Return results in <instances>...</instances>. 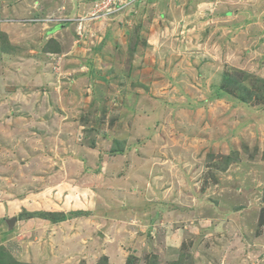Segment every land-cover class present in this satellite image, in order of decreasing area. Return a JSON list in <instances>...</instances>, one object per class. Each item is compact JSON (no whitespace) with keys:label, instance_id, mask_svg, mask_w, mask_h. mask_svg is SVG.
Returning a JSON list of instances; mask_svg holds the SVG:
<instances>
[{"label":"rangeland","instance_id":"1","mask_svg":"<svg viewBox=\"0 0 264 264\" xmlns=\"http://www.w3.org/2000/svg\"><path fill=\"white\" fill-rule=\"evenodd\" d=\"M45 1L0 0V264H264V0Z\"/></svg>","mask_w":264,"mask_h":264},{"label":"crops","instance_id":"2","mask_svg":"<svg viewBox=\"0 0 264 264\" xmlns=\"http://www.w3.org/2000/svg\"><path fill=\"white\" fill-rule=\"evenodd\" d=\"M92 1V0H91ZM160 1H162V2H166L167 4H171V3H176V0H158V2H160ZM89 2V0H47V1H45V3H42L41 4V6H42V8H43V6H44V8L48 11V10H50V11H48L46 14L47 15H53V13L54 12H59V14H67L68 16H67V18L69 17V15H76V13H78L79 14V12L82 10V9H85V7H86V5H88L87 3ZM211 2V1H210ZM211 3H214V5H215V8L214 9H217V7H219L220 5L222 6L223 4H221L219 1H217V0H212V2ZM91 4V3H90ZM19 5V4H18ZM17 5V7L16 8H14L13 10H12V12H14V13H16V15H18V14H21L22 13V11L23 12H25V7H26V5H25V3H24V5L22 4H20L19 6ZM35 6H40L39 4L37 5V4H35ZM90 6V5H89ZM205 6H206V3H205ZM164 9L166 8V6L163 4V6H162ZM172 8V7H171ZM174 8V7H173ZM221 8V7H220ZM32 9H34V6H31L30 8H29V11H32ZM214 9H211V11L212 10H214ZM171 10V9H170ZM173 10V9H172ZM61 23H65V21H63V22H61ZM61 23H56L55 24V27H57L56 28V30L58 29V27H60V25H61ZM106 25V24H105ZM102 26H103V28H104V23L102 24ZM1 29V28H0ZM106 29H107V27H106ZM129 30V26H127V27H125V29L123 30V34H124V36H129L128 34H129V32H127ZM105 33H107V31L105 30ZM51 35V36H50ZM58 33L57 34H55V37H53L54 38V41H55V43L57 44V41H60V47H63L62 45H67V43H61L62 42V39H60V38H57L58 36ZM52 37V34H51V32H50V34H49V39L47 40V41H51V38ZM105 37H106V41L108 42V44L106 45V44H99V45H97L96 46V55H95V58H94V63H96L97 62V64H100V61H102V58H101V56H102V54H106V55H108V57H111L112 56V54L114 55V56H116V54H117V52H119V50H122V49H124V48H126L127 47V43H123L122 41H121V39H120V37H119V39H116V41L112 38V36L110 35V34H108V35H105ZM112 40H113V42H112ZM46 44H48L47 46H50L49 45V43H46ZM59 44V43H58ZM98 44V43H97ZM119 45V46H118ZM118 46V47H117ZM93 51V50H92ZM96 61V62H95ZM93 62V61H92ZM94 65V64H93ZM110 66V65H109ZM109 68H111V66L109 67ZM99 74V73H98ZM99 75H101V74H99ZM98 75V76H99ZM141 108V107H140ZM145 106L144 107H142V110H144V112L146 111L145 110ZM147 109V108H146ZM143 114V113H142ZM153 115H155V114H153ZM144 119L146 120V121H149V120H152L153 119V117H148L146 114H144ZM148 123V122H147ZM147 123L145 124V126H147ZM137 137L138 136H131V135H129L128 136V138L124 141V143L125 144H127V146L125 147V149H124V151L123 150H121L120 152L121 153H119L118 154V152H116V154L115 155H113V156H111L113 159H116V160H119V161H121L122 163L119 165V167L118 166H116V167H113L114 168V170L116 171V170H120V169H124L125 171H130V172H133V171H136L137 170V168L138 167H142L143 165H145L146 167H148V165H147V161H146V164H141V163H137V162H139L138 161V159H140V158H148V156L149 155H151V152H148V151H146L145 150V152H144V149L146 148V146H144L145 144H143L142 145V147H141V149L140 150H137V152L134 150V148L131 146L130 148H128V146H129V144L130 143H132V142H136V140H137ZM153 137V136H152ZM155 137V136H154ZM155 138H152V139H149V140H147L148 142L147 143H153V142H155V140H154ZM146 142V141H145ZM140 155H139V154ZM143 153V154H142ZM133 155V157H134V159H135V162H131L129 159L130 158H132L131 156ZM112 165V164H111ZM113 165H115V163L113 164ZM113 168H111L112 170H113ZM149 168V167H148ZM104 176V175H103ZM105 177V176H104ZM128 180H131V179H128ZM128 184H129V181H126ZM128 184H127V186H128ZM143 185H144V187L146 188V186H148V185H146L147 184V182H144V183H142ZM126 186V187H127ZM150 187V186H149ZM89 190H91L92 191V189H89ZM89 190H87V191H89ZM136 214H138V215H141L140 213H138V212H136ZM100 234V233H99ZM101 235V234H100ZM101 236H103V235H101ZM111 261H112V263L113 264H115V261L112 259V260H110V263L109 264H111Z\"/></svg>","mask_w":264,"mask_h":264},{"label":"built area","instance_id":"3","mask_svg":"<svg viewBox=\"0 0 264 264\" xmlns=\"http://www.w3.org/2000/svg\"><path fill=\"white\" fill-rule=\"evenodd\" d=\"M134 1H142V0H93L92 5L90 7L89 14H91L90 18L95 19V18H105L106 15L112 13L115 9L116 6L124 7V6H129L132 4ZM83 19H88L86 16H80V18H76V21L79 24H82Z\"/></svg>","mask_w":264,"mask_h":264},{"label":"water","instance_id":"4","mask_svg":"<svg viewBox=\"0 0 264 264\" xmlns=\"http://www.w3.org/2000/svg\"><path fill=\"white\" fill-rule=\"evenodd\" d=\"M15 221V218H11L10 223H13Z\"/></svg>","mask_w":264,"mask_h":264}]
</instances>
